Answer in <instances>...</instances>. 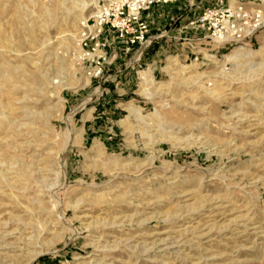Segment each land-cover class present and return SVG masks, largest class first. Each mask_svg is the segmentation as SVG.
Segmentation results:
<instances>
[{
  "label": "rangeland",
  "instance_id": "rangeland-1",
  "mask_svg": "<svg viewBox=\"0 0 264 264\" xmlns=\"http://www.w3.org/2000/svg\"><path fill=\"white\" fill-rule=\"evenodd\" d=\"M90 14L0 0V264H264V29L118 83L81 59Z\"/></svg>",
  "mask_w": 264,
  "mask_h": 264
},
{
  "label": "built area",
  "instance_id": "built-area-1",
  "mask_svg": "<svg viewBox=\"0 0 264 264\" xmlns=\"http://www.w3.org/2000/svg\"><path fill=\"white\" fill-rule=\"evenodd\" d=\"M91 13L79 25L82 61L92 79L116 72L120 83L139 80L150 50L162 42L200 43L204 38L239 46L264 29L260 9L247 0H84ZM177 10L170 16L163 12ZM120 62V64H119ZM110 79V78H108Z\"/></svg>",
  "mask_w": 264,
  "mask_h": 264
},
{
  "label": "bare ground",
  "instance_id": "bare-ground-1",
  "mask_svg": "<svg viewBox=\"0 0 264 264\" xmlns=\"http://www.w3.org/2000/svg\"><path fill=\"white\" fill-rule=\"evenodd\" d=\"M84 8V7H83ZM53 12V11H52ZM16 13V12H15ZM50 13V12H49ZM18 20L15 19L14 24L17 23ZM36 32L34 31H29V34L32 36L31 38H36L37 36L35 35ZM37 42V41H36ZM245 53V52H244ZM242 55H250L249 53L247 54H242ZM239 57V56H237ZM242 57V56H241ZM248 57V56H247ZM234 60V59H233ZM3 69V68H2ZM5 73H4V81L7 83L9 82L12 78H13V73H12V68H10L9 66H4V70H3ZM2 76V75H1ZM6 128V127H5ZM8 131V130H7Z\"/></svg>",
  "mask_w": 264,
  "mask_h": 264
},
{
  "label": "crops",
  "instance_id": "crops-1",
  "mask_svg": "<svg viewBox=\"0 0 264 264\" xmlns=\"http://www.w3.org/2000/svg\"><path fill=\"white\" fill-rule=\"evenodd\" d=\"M212 1H217V0H212ZM225 2H230L231 0H224ZM119 64H120V62H119ZM116 81L119 83V79H118V77L116 76ZM119 85V84H118ZM117 91H118V93L119 94H122L123 92H124V88H122V87H117ZM123 91V92H122ZM121 92V93H120Z\"/></svg>",
  "mask_w": 264,
  "mask_h": 264
}]
</instances>
